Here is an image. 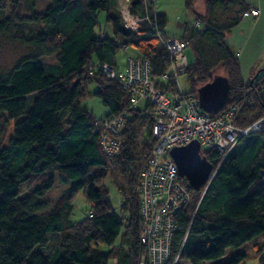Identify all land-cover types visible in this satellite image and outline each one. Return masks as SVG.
Returning <instances> with one entry per match:
<instances>
[{"label":"trees","instance_id":"1","mask_svg":"<svg viewBox=\"0 0 264 264\" xmlns=\"http://www.w3.org/2000/svg\"><path fill=\"white\" fill-rule=\"evenodd\" d=\"M36 1L0 0V9L8 5L15 12L0 19V33L12 31L35 48L0 72V133L8 134L0 141V264H139L146 249L136 187L155 143L152 107L146 102L130 106L129 94L101 64L123 70L116 54L134 47L148 60L156 86L177 92L173 79L161 78L171 66L163 44L167 16L156 11L154 0H129L130 13L140 18L135 31L124 25L119 0H49L40 11ZM234 4L236 17L217 23L215 11ZM186 6L200 23L179 37L195 55L185 72L189 92L198 100V88L222 69L231 90L224 107L213 113L235 104L240 127L264 118V68L244 82L240 59L225 40V32L251 7L244 0H186ZM101 13L111 36L103 32ZM92 84L97 88L90 91ZM89 95L107 107L104 117L85 107ZM120 114L124 142L120 154L111 157L102 150L104 126L98 121ZM206 157L213 168L220 165L209 184L198 190L190 186L191 200L175 214L167 264H242L244 252L225 260L226 250L264 235V127L241 137L225 157L216 150ZM116 161L127 172L126 183L117 187L120 216L106 186L107 180L115 182ZM56 180L68 188L50 204L46 195ZM79 192L89 212L74 221L70 216ZM254 250L264 264V240Z\"/></svg>","mask_w":264,"mask_h":264},{"label":"built area","instance_id":"2","mask_svg":"<svg viewBox=\"0 0 264 264\" xmlns=\"http://www.w3.org/2000/svg\"><path fill=\"white\" fill-rule=\"evenodd\" d=\"M129 3V0H124L119 3V9L126 28L136 31L140 18L130 13ZM244 14L256 18L260 15V9L251 7ZM195 25L200 27L199 21H195ZM163 44L170 54L171 66L161 78L166 81L173 79L177 92L165 91L156 86L150 73V64L144 58H127L123 70L101 64L106 75L117 80L129 94L130 106L146 102L152 107V135L155 143L146 166L139 173L136 187L141 218L140 241L146 249L139 264L168 263L171 240L177 228L175 214L191 200L190 182L179 174L170 155L171 149L197 140L202 156L206 157L208 151L216 150L225 157L241 137L264 127V118L247 127L236 125L238 106L235 104L227 105L216 114L203 111L195 95L181 88L178 82L179 76L185 75L189 66L187 42L168 36L163 39ZM124 122V114L111 120L98 121L99 125L104 126L101 134L102 150L111 157L121 152ZM218 166L212 169L206 184L214 177Z\"/></svg>","mask_w":264,"mask_h":264},{"label":"rangeland","instance_id":"3","mask_svg":"<svg viewBox=\"0 0 264 264\" xmlns=\"http://www.w3.org/2000/svg\"><path fill=\"white\" fill-rule=\"evenodd\" d=\"M123 3L124 0H119V3ZM49 4V0H37L35 3V9L40 11L46 8ZM261 14L257 22L244 23L245 25L241 29H235V31H226V43L228 46L239 55L241 62V70L244 82L249 83L256 72L264 68V0L260 1ZM154 6L156 11L165 13L167 16V23L164 32L168 36L180 37L184 31H196L198 27L195 25V18L190 9L186 6V0H154ZM259 8V9H260ZM239 10V6L234 4L226 9H217L214 13V19L219 24H227L236 17ZM15 12L11 10L10 6L6 5L0 9V19L6 16H14ZM104 13L100 14V23L103 26ZM24 31L29 30L28 27L23 26ZM231 39L230 42L228 39ZM235 40V42H234ZM35 52V48L23 43L19 38L12 35L11 32L0 33V72H8L16 63L18 59L28 54ZM138 50L134 47L127 46L121 49L117 53L118 67H122L125 64L128 56H137ZM186 56L189 64H193L195 61V55L191 47L186 49ZM45 62H53V58L43 57ZM263 62V64H261ZM262 65V66H261ZM217 74L224 75V71L220 69ZM178 82L181 88L185 91H190L189 83L187 82L185 75H180ZM97 88L94 84L90 85L89 90L93 91ZM85 107L96 117H104L108 109L105 107L99 97L96 95H89L83 100ZM143 105L142 102L138 104ZM8 137L6 133H0V141L6 140ZM142 138V137H141ZM244 147V146H242ZM246 159L249 158L246 152ZM262 160V158L260 157ZM114 174L116 176L115 182L112 180L106 181V186L109 190V198L111 205L115 213L120 216V201L121 194L117 187L122 188L127 180V172L124 167L117 161L114 164ZM67 185L56 180L54 187L48 191L46 198L52 204L58 196L66 192ZM23 190L29 191L28 185L23 186ZM89 209L82 192H79L73 201V210L71 213V219L74 221L82 220L86 217ZM264 235L259 236L251 241H248L244 245L238 248H228L226 250L224 259H230L237 253L244 252L246 259L242 264H260L259 258L255 254L254 245L256 243H262ZM102 248H105L102 246ZM126 252V250H125ZM181 264H191L188 260H182ZM202 264H210V262H204Z\"/></svg>","mask_w":264,"mask_h":264},{"label":"water","instance_id":"4","mask_svg":"<svg viewBox=\"0 0 264 264\" xmlns=\"http://www.w3.org/2000/svg\"><path fill=\"white\" fill-rule=\"evenodd\" d=\"M230 90L229 78L216 74L211 81L198 88L199 107L205 112H218L226 104ZM170 155L179 174L188 179L191 187L198 190L207 183L213 164L200 154V143L197 140L172 148Z\"/></svg>","mask_w":264,"mask_h":264},{"label":"crops","instance_id":"5","mask_svg":"<svg viewBox=\"0 0 264 264\" xmlns=\"http://www.w3.org/2000/svg\"><path fill=\"white\" fill-rule=\"evenodd\" d=\"M260 1L261 0H244V2L246 3V4H248L250 7H259L260 8ZM260 10H261V8H260ZM260 14H261V11H260ZM105 15V14H104ZM260 16V15H259ZM259 16L258 17H256V18H253V17H250L249 15H246V14H244L243 15V17H242V20H241V22L237 25V26H235V27H233L232 29H231V31H235V29H241L245 24L244 23H248V22H257V20H258V18H259ZM104 20H105V16H104ZM103 32H105V34H107V35H109V36H111L112 35V28H111V26H110V24H108V23H106V22H104L103 23ZM230 38L228 39V41L230 42ZM234 42H235V40H234ZM126 48V47H125ZM119 52V51H118ZM238 54V53H237ZM239 56V55H238ZM116 64L118 65V63H117V54H116ZM261 64H263V62H261ZM122 67H120L121 69H123L124 67H125V64H122L121 65ZM262 66V65H261Z\"/></svg>","mask_w":264,"mask_h":264}]
</instances>
